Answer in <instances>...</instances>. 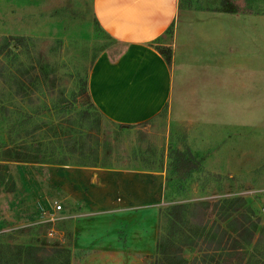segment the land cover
Here are the masks:
<instances>
[{
    "label": "rangeland",
    "instance_id": "1",
    "mask_svg": "<svg viewBox=\"0 0 264 264\" xmlns=\"http://www.w3.org/2000/svg\"><path fill=\"white\" fill-rule=\"evenodd\" d=\"M230 1L235 11L224 10L220 0H177L173 22L149 43L176 66L223 61L224 79L210 68L209 79H181L170 107L125 127L103 114L88 89L96 63L115 61L127 47L99 25L93 1L0 0L5 264H25L18 253L29 245L44 249L45 264L65 257L51 251L56 234L48 235L53 221L65 223L55 208L64 196V166L162 172L155 186L162 195L151 202L156 237L143 264H154L160 234L187 264H264V0ZM16 36L22 39L15 42ZM83 82L88 99L79 94ZM185 147L200 162L182 179L169 165V152ZM237 197L245 204L232 210ZM173 204L184 205L178 216L169 213Z\"/></svg>",
    "mask_w": 264,
    "mask_h": 264
},
{
    "label": "crops",
    "instance_id": "2",
    "mask_svg": "<svg viewBox=\"0 0 264 264\" xmlns=\"http://www.w3.org/2000/svg\"><path fill=\"white\" fill-rule=\"evenodd\" d=\"M92 1L99 25L127 46L115 61L96 63L88 81L93 102L111 120L143 122L164 105L170 107L181 79L200 75V79H209V68L216 79H224V72L228 73L223 61L216 67L207 60L172 65L149 45L173 22L177 0ZM62 168L60 178L65 182L60 191L64 196L60 195L61 207L56 212L65 223L64 227L54 226L53 221L50 229L56 234L53 242L68 250L69 264H143L156 237L157 214L151 202H159L162 195L160 186L155 187L162 172L101 166ZM153 177L157 182H152Z\"/></svg>",
    "mask_w": 264,
    "mask_h": 264
},
{
    "label": "trees",
    "instance_id": "3",
    "mask_svg": "<svg viewBox=\"0 0 264 264\" xmlns=\"http://www.w3.org/2000/svg\"><path fill=\"white\" fill-rule=\"evenodd\" d=\"M220 4H222L224 10H228V11H235L236 10V6L230 0H220ZM11 38L14 39L15 42H18L22 39L21 36H16V37H11ZM160 52L163 54L162 51H160ZM164 56H165V60L167 62H169L170 61L169 54L164 53ZM81 86H83V87L79 90V94H81L86 99H88L89 95H88L87 88L85 87V83L83 82V84ZM120 126L131 127V125H128L125 123L120 124ZM5 150H10V147H6ZM7 152L8 153L6 156L11 157L9 155L10 151H7ZM169 154L171 156V161H170L169 165L171 166L173 173L182 179L189 177L192 174V172L197 169L199 162H200L198 160V158L196 157V155H194L192 153V151L189 149V147H185L183 150H179V149L178 150H171L169 152ZM15 157L16 158L23 157L25 159L27 158V160L31 159V161H34V162H42L43 161V160L37 159L35 156L34 157H31L29 155L25 156V155H21V153H18L17 155H15ZM63 162L64 161H61V163H63ZM234 201H236V202H234ZM234 201H233V203H235V204H232V210H236L238 207L244 206V204H245V201L243 198H238V199H235ZM183 206H184L183 204H173L169 207V210H170L169 213L170 214H176L178 216L179 215L178 212L181 211ZM237 228H236V230H237ZM165 241L167 242L168 239H166L164 236H161V234H160L159 238L156 241V256H155L154 264H187L188 261L186 258H184L181 255L180 248L176 247V249L169 251L168 249H166L167 244ZM52 246H54V247H52L51 251L58 252V253L65 252L66 254H65V257L63 258L62 261H60V262L55 261L54 262V261L50 260V262H48V264H69V254H68L67 250L65 248L60 247L57 244L52 245ZM232 247H236V245H234ZM20 248L22 251H19L18 256L23 260V262L25 264H31L32 261L35 262L34 264H45L46 263L44 261L43 256L40 254V250H44V249H41L40 247H37L35 245H29L27 247H20ZM216 249H218V248H215V250ZM45 250H47V249H45ZM0 264H5L3 261V258H2L1 247H0Z\"/></svg>",
    "mask_w": 264,
    "mask_h": 264
},
{
    "label": "built area",
    "instance_id": "4",
    "mask_svg": "<svg viewBox=\"0 0 264 264\" xmlns=\"http://www.w3.org/2000/svg\"><path fill=\"white\" fill-rule=\"evenodd\" d=\"M60 207H61V205L58 204V203L55 205L56 210L60 209ZM263 210H264V208H263ZM49 216H51V215H49ZM50 218H52V217H50ZM48 235H52V230L51 229L48 231Z\"/></svg>",
    "mask_w": 264,
    "mask_h": 264
}]
</instances>
